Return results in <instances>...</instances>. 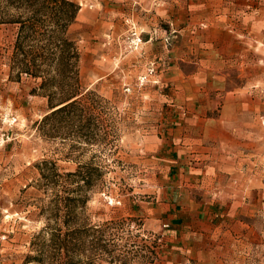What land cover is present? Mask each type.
<instances>
[{
  "label": "rangeland",
  "instance_id": "obj_1",
  "mask_svg": "<svg viewBox=\"0 0 264 264\" xmlns=\"http://www.w3.org/2000/svg\"><path fill=\"white\" fill-rule=\"evenodd\" d=\"M71 1L88 99L55 131L0 25V264H264V0ZM191 207L223 214L193 243Z\"/></svg>",
  "mask_w": 264,
  "mask_h": 264
},
{
  "label": "trees",
  "instance_id": "obj_2",
  "mask_svg": "<svg viewBox=\"0 0 264 264\" xmlns=\"http://www.w3.org/2000/svg\"><path fill=\"white\" fill-rule=\"evenodd\" d=\"M79 12L80 6L71 0H0V25L18 26L9 63L10 79H40V89L49 97L51 112L39 123L41 131L52 125L55 131L63 116H78L88 99V94L83 95L75 85L81 56L68 36ZM84 175L82 171L70 174L78 179ZM79 203L80 208L86 207L83 191Z\"/></svg>",
  "mask_w": 264,
  "mask_h": 264
},
{
  "label": "crops",
  "instance_id": "obj_3",
  "mask_svg": "<svg viewBox=\"0 0 264 264\" xmlns=\"http://www.w3.org/2000/svg\"><path fill=\"white\" fill-rule=\"evenodd\" d=\"M245 214L249 216L247 213ZM222 215H223L222 213H218V211L216 210L214 211L212 208L207 209V207H205L203 209L201 208L198 209L196 207H191L188 209L187 212L180 213V214L174 213L172 217L174 220L173 232L175 233V235L180 233L182 225L185 224L184 229L186 230L187 238L191 240V243H193L195 238L200 239V236L203 235L205 231H207L206 228L208 226V223L213 217H216L217 219L219 218V216H222ZM233 215H235V213H233ZM243 228H247L250 231L249 222L246 223L243 226ZM193 249H194V246H193ZM193 249H192V253H193Z\"/></svg>",
  "mask_w": 264,
  "mask_h": 264
}]
</instances>
